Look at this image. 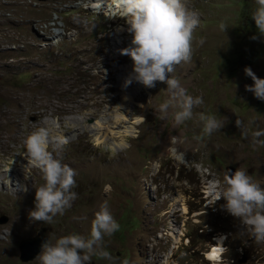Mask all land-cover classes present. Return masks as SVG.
Segmentation results:
<instances>
[{
  "label": "rangeland",
  "instance_id": "rangeland-1",
  "mask_svg": "<svg viewBox=\"0 0 264 264\" xmlns=\"http://www.w3.org/2000/svg\"><path fill=\"white\" fill-rule=\"evenodd\" d=\"M247 1L251 20L256 4ZM186 3L200 13L192 58L170 75L203 104L176 125L174 109L158 110L168 98L162 82L122 87L132 62L119 50L131 37L123 18L108 17L115 0H0V172L7 174L0 182V264H39L21 263L18 246L41 240V229L49 243L86 236L104 200L122 237L104 238L114 264H213L205 255L221 234L226 264H264V243L218 207L222 199L209 208L205 194L209 182L222 184L227 165L246 169L264 188V144L233 123L253 119L252 130L264 129V102L245 90L251 80L242 71L264 78V37L255 34L249 58L243 53L255 46L241 39L248 33L242 0ZM201 112L227 122L203 136ZM40 127L49 130L53 157L76 173V199L51 224L27 215L43 180L23 141ZM61 136L66 143L58 148ZM90 264L108 262L93 257Z\"/></svg>",
  "mask_w": 264,
  "mask_h": 264
},
{
  "label": "clouds",
  "instance_id": "clouds-1",
  "mask_svg": "<svg viewBox=\"0 0 264 264\" xmlns=\"http://www.w3.org/2000/svg\"><path fill=\"white\" fill-rule=\"evenodd\" d=\"M256 7L248 17V1L244 4L242 14L247 24L243 27L248 33L241 39L255 46V34L264 37V0H254ZM121 17L124 19L130 34V46L119 50L121 55H126L131 60V72L122 82V87L127 88L131 83L137 82L151 88L156 82L166 86L168 98L158 105L161 113H167L171 107L172 119L176 125H181L193 117V110L203 104L201 95L192 96L181 86L178 79L170 74L175 66L188 63L192 58L193 31L199 24L200 13L187 6L186 0H115V8L108 17ZM253 21V23H252ZM225 34V25H219ZM203 38L197 40L203 44ZM250 50V51H249ZM253 50L245 51V56L256 54ZM243 74L251 80L250 85H245V90L254 98L264 102V78H258L253 71L245 66ZM202 124V135L210 136L218 132L227 122V118L217 119L215 115L198 114ZM238 130H251V142L264 144L259 140L264 136V129H253L254 120L249 119L247 126L241 119L234 120ZM50 133L45 127H40L28 134L23 141V149L33 167L39 170L43 184L34 191L33 208L28 212L30 221H39L51 224L55 217L63 216L64 212L72 206L76 199L75 170L60 159L54 158L48 150ZM66 143L61 136L56 139V146L61 148ZM224 167L222 184L217 188V182L212 181L206 186L205 194L210 201L209 208L218 207L239 221L256 243H264V188L253 180L246 169L234 168L227 171ZM207 177L211 170H206ZM215 184V185H214ZM210 196V197H209ZM216 209V208H215ZM119 229L118 223L111 215L107 200H104L98 211L90 221V228L86 236L77 233L56 238L53 243L46 240L36 256L39 264H90L96 257L108 264H114V258L104 246V238L110 237ZM44 230V229H43ZM116 236V234H115ZM119 239L122 237L117 236ZM216 244L211 247L207 257H211L213 264H226L223 254L228 251L224 246L223 234L214 238ZM213 251V254L210 252Z\"/></svg>",
  "mask_w": 264,
  "mask_h": 264
},
{
  "label": "water",
  "instance_id": "water-1",
  "mask_svg": "<svg viewBox=\"0 0 264 264\" xmlns=\"http://www.w3.org/2000/svg\"><path fill=\"white\" fill-rule=\"evenodd\" d=\"M227 171H234L235 169L232 167H227ZM6 223V218L1 217L0 218V225H3ZM44 230L41 229L39 234L36 236V238H39L41 240H35V239H28L21 241L18 250L20 255L19 261L21 263H29L32 262L38 253L40 252L41 245L46 241V239L43 237ZM22 245H27V247L22 248ZM245 259H242L239 261L240 264H245Z\"/></svg>",
  "mask_w": 264,
  "mask_h": 264
},
{
  "label": "bare ground",
  "instance_id": "bare-ground-1",
  "mask_svg": "<svg viewBox=\"0 0 264 264\" xmlns=\"http://www.w3.org/2000/svg\"><path fill=\"white\" fill-rule=\"evenodd\" d=\"M48 125V124H47ZM11 174V173H9ZM12 175H19V171L12 172ZM11 175V176H12ZM14 177V176H13ZM5 178H7V174L5 172H0V182H2ZM16 180V179H15ZM14 180V181H15ZM211 258V257H210Z\"/></svg>",
  "mask_w": 264,
  "mask_h": 264
},
{
  "label": "trees",
  "instance_id": "trees-1",
  "mask_svg": "<svg viewBox=\"0 0 264 264\" xmlns=\"http://www.w3.org/2000/svg\"><path fill=\"white\" fill-rule=\"evenodd\" d=\"M116 236H119L116 232H115ZM120 237V236H119Z\"/></svg>",
  "mask_w": 264,
  "mask_h": 264
}]
</instances>
